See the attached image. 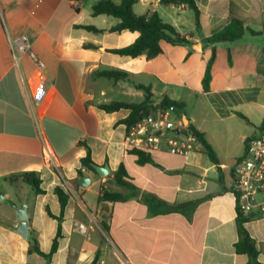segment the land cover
<instances>
[{
    "label": "crops",
    "instance_id": "0c3cea01",
    "mask_svg": "<svg viewBox=\"0 0 264 264\" xmlns=\"http://www.w3.org/2000/svg\"><path fill=\"white\" fill-rule=\"evenodd\" d=\"M98 2L0 0V264H247L248 256L235 250L239 211L232 187L247 140L264 130V0H195L200 30L185 5L137 0L135 14L156 12L195 44L162 42L163 53L151 60L112 52L133 44L139 33L111 31L120 20L93 16ZM233 18L262 34L247 31L240 41L216 46L205 92L213 47L202 42ZM21 35L46 64V95L38 104L30 95L41 74L28 57L15 60L11 48ZM111 70L130 73L132 80L97 75ZM139 85L150 87L156 102L184 103L182 119L205 134L219 163L199 143L187 158L155 152L150 155L154 164H139L125 145L123 121L131 110L100 108L144 102ZM88 149L97 166L110 167L108 177L86 169L79 176ZM122 165L135 190L113 181ZM27 173L37 174L42 193L23 180ZM82 178H89V185L82 186ZM57 187L70 195L64 210ZM102 189L126 200L99 201ZM27 202L29 235L24 239L15 208ZM59 225L61 236L51 257L29 251L37 243L49 254ZM245 227L264 264V217L251 216Z\"/></svg>",
    "mask_w": 264,
    "mask_h": 264
},
{
    "label": "trees",
    "instance_id": "16d2710c",
    "mask_svg": "<svg viewBox=\"0 0 264 264\" xmlns=\"http://www.w3.org/2000/svg\"><path fill=\"white\" fill-rule=\"evenodd\" d=\"M164 5H185L190 8L195 14L196 28L200 30V12L198 10L197 4L195 0H161ZM137 3V0H122L120 4H116L113 0H99V2L93 6L92 14L93 16L107 15L112 16L120 20V22L114 26L111 31L113 32H123V31H131L138 32L139 37L136 41L122 49L112 50L113 53L128 56L132 58L139 57L141 55H145L147 59L151 60L163 53V49L161 46L162 42H167L172 45H183V46H193L194 43H191L186 37L182 36L175 27L164 22L158 13L154 12L147 16H138L134 12V5ZM84 29L100 32L98 29L94 27H82ZM247 31H249L252 35H260L262 32H256L249 29L245 21L239 18H233L230 23L214 33L208 38L203 40V47L212 46L213 52L210 61L208 62L206 72L203 78V88L205 92L210 90V84L212 80V70L213 65L216 60V46L220 43H234L242 40ZM93 47V45H91ZM199 48V45H196ZM229 62H232L231 54H229ZM99 77H105L109 79H113L116 81H131L132 75L130 73L119 71V70H111V71H101L97 73ZM138 89L143 90L145 93V100L140 104H129L123 102H114L110 104L100 105V108L106 112H116L121 109L131 110V114L128 118H126L123 123L130 127L140 120H142L146 115L151 112L157 111L159 109L169 108L174 106L177 108L179 113L184 110L185 104L179 103L176 101H172L168 98H163L160 102H156L153 100V94L151 92L150 87L139 85ZM241 115V114H240ZM244 119L243 115H241ZM247 120V119H246ZM248 121V120H247ZM199 140L201 144L204 146V150L206 154L209 156L213 163L218 164L219 159L207 141L205 134L200 132L198 129L194 127L191 123L186 126ZM264 127V121L262 124ZM133 154L138 156L139 164H154L151 156L143 151L134 150L131 151ZM82 168L78 171L79 176H83L84 172L82 169L89 170L91 172H96L95 166L96 164L93 162L91 157V151L88 149L87 156L81 160ZM19 178V177H17ZM24 181L29 184H32L36 191L42 193L43 191L39 188L41 184L40 178L36 173H27L22 175ZM14 177L10 178L12 182ZM113 181L119 186H122L128 190H135V186L131 183L130 177L122 165L118 171L114 173ZM56 194L59 197V201L61 204L62 210L66 207L70 195L66 193L61 187L56 188ZM99 201H107V202H121L125 201L126 197L121 193L110 192L106 189H102L98 198ZM50 214V212H49ZM251 217L243 215L241 212H238V229L240 234L239 241L235 244V250L237 254H243L248 256L247 264H261L259 262V249L257 246V242L255 239L251 237L249 232L245 227V223ZM61 236V226L58 227L57 236L53 242L52 250L49 254H46L41 251L38 244L35 243L30 247V252H36L45 258L51 257L58 248V241Z\"/></svg>",
    "mask_w": 264,
    "mask_h": 264
},
{
    "label": "built area",
    "instance_id": "2783aa9c",
    "mask_svg": "<svg viewBox=\"0 0 264 264\" xmlns=\"http://www.w3.org/2000/svg\"><path fill=\"white\" fill-rule=\"evenodd\" d=\"M11 48L15 60L26 56L40 72L39 85L31 93L30 101L42 102L46 95L47 80L42 76L46 64L35 54L26 35L14 39ZM185 129L189 130L176 107L159 109L127 128L125 145L129 151L139 150L149 155L165 152L187 158L200 142L190 130L181 133ZM45 154L50 156L46 151ZM232 193L239 212L249 217H264V130L247 140L245 154L235 164ZM78 229L84 231V226Z\"/></svg>",
    "mask_w": 264,
    "mask_h": 264
},
{
    "label": "water",
    "instance_id": "95a60500",
    "mask_svg": "<svg viewBox=\"0 0 264 264\" xmlns=\"http://www.w3.org/2000/svg\"><path fill=\"white\" fill-rule=\"evenodd\" d=\"M183 121H184L185 126H188L189 122L185 116L183 117ZM189 132L190 131L187 129L181 131V133H183V134H187ZM95 170H96V173H98L102 177H108L111 174V169L108 165H105V166H97L96 165ZM79 183L82 186H87L90 183V179L89 178H82V179H80ZM28 206H29V203L27 202L24 205H22L21 207L15 208L16 213H17V218L19 221L17 231L21 234V236L24 239H27L28 235H29V226H28V218L29 217H28V213H27Z\"/></svg>",
    "mask_w": 264,
    "mask_h": 264
}]
</instances>
